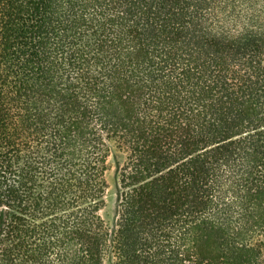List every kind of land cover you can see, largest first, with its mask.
<instances>
[{"label": "trees", "instance_id": "16d2710c", "mask_svg": "<svg viewBox=\"0 0 264 264\" xmlns=\"http://www.w3.org/2000/svg\"><path fill=\"white\" fill-rule=\"evenodd\" d=\"M0 264H264V0H0Z\"/></svg>", "mask_w": 264, "mask_h": 264}, {"label": "rangeland", "instance_id": "374dc122", "mask_svg": "<svg viewBox=\"0 0 264 264\" xmlns=\"http://www.w3.org/2000/svg\"><path fill=\"white\" fill-rule=\"evenodd\" d=\"M122 166L123 155L121 152L115 151L109 160L108 172L106 175V180L109 185L108 212L110 216H113L119 202V178Z\"/></svg>", "mask_w": 264, "mask_h": 264}]
</instances>
